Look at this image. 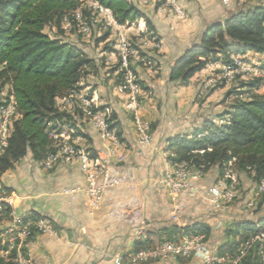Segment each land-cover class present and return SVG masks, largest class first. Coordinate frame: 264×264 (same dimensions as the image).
Returning <instances> with one entry per match:
<instances>
[{
  "label": "crops",
  "instance_id": "0c3cea01",
  "mask_svg": "<svg viewBox=\"0 0 264 264\" xmlns=\"http://www.w3.org/2000/svg\"><path fill=\"white\" fill-rule=\"evenodd\" d=\"M245 1L179 0L180 4L188 9V13L186 19L177 22L168 14V8L160 7L157 13H152L150 17L155 21L161 38L162 47L159 52L162 54V62L178 58L187 47L199 42L206 24L225 20L241 8ZM146 12L150 14L147 10ZM259 57L264 59L262 55ZM161 69L164 70L165 67L162 66ZM203 73H196L186 84L177 85L176 82L170 81L168 76L166 79L157 80L156 84L152 83V86L159 88L161 96L168 95L174 101V106L178 105L181 111L180 107L186 106L197 94L200 85L196 81L204 75ZM98 90L99 88L95 92L96 97ZM113 92L114 96L110 94V103L115 115L113 123L119 124L114 129L120 137L121 146L111 148L109 158L123 183L104 194L98 209L94 208L84 190L87 184L86 176L77 160L62 159L54 168L47 169L43 162L34 160L32 155L28 154L0 177L1 184L15 196L16 212H36L48 220L55 230V233L36 234L29 240L27 249L32 264H116V255L125 258L135 250L139 241L138 230L145 232L151 241H158L175 237V227H178L176 230L178 229L179 236V231L183 232L182 228L195 222L206 223L215 229L225 218V212L211 207L202 196L184 198L182 211L177 218H173L172 202L160 183L163 171L171 166L168 161L169 140L161 143L160 138L164 133L170 137L169 133L173 129L176 132L175 126L165 125L162 130L153 132L150 146L142 149L131 114L126 107L127 96L117 95L115 90ZM156 103L142 107L143 115L152 121L158 117ZM180 111L174 110L169 119L180 118ZM67 112L71 115V122L77 132H83L91 140L88 142V139L79 133L84 138L85 149L91 147L97 155L107 156L106 149L109 150L111 144L101 138L80 109L76 105L68 106ZM186 127L184 134L193 135L194 127ZM217 174L218 171H207L202 181L203 187L207 188L216 182L219 178ZM65 189L79 191L70 195L65 193ZM8 227V219L0 223L2 237H6ZM6 261L0 252V264H10ZM122 264L129 263L124 259ZM140 264L204 263L198 257H172Z\"/></svg>",
  "mask_w": 264,
  "mask_h": 264
},
{
  "label": "trees",
  "instance_id": "16d2710c",
  "mask_svg": "<svg viewBox=\"0 0 264 264\" xmlns=\"http://www.w3.org/2000/svg\"><path fill=\"white\" fill-rule=\"evenodd\" d=\"M97 1L110 8L119 23L141 19L150 31H155L150 16L129 0ZM81 5L82 0H0V84L1 87L11 85L19 113L13 123L8 147L0 155V177L28 154L43 162L56 151L50 132L58 130V127L50 125L51 122L74 125L71 115L59 109L57 100L79 88L83 69L90 66L93 59L78 44L57 35L51 36L46 27L61 30L65 18L74 23L75 12ZM248 50L264 54V0L238 8L223 21L206 24L199 42L187 47L171 66L169 80L185 84L209 64L228 63L232 54ZM263 85L264 76L245 82L243 87L253 93ZM219 117L228 118L223 123L206 120L201 127L194 128L193 135L171 137L168 141L170 164L189 162L205 171L212 166L222 170L226 163L235 159L240 167L255 172L259 180L263 178L264 93L236 100ZM114 118L113 114L112 120ZM118 125L113 123L111 127ZM79 133L91 142L89 136ZM87 152L92 159L98 160L93 148L88 147ZM30 215L44 218L36 212ZM261 225H264V220L260 219L237 223L234 231L244 233V238L226 251L220 246L219 251L234 254L247 235ZM176 228L175 237L158 241L177 240L183 234L208 235L211 232L210 226L203 222L182 228L179 236ZM151 242L139 240L134 251ZM250 256L258 257L263 263L259 248L255 247L240 264H252Z\"/></svg>",
  "mask_w": 264,
  "mask_h": 264
},
{
  "label": "built area",
  "instance_id": "2783aa9c",
  "mask_svg": "<svg viewBox=\"0 0 264 264\" xmlns=\"http://www.w3.org/2000/svg\"><path fill=\"white\" fill-rule=\"evenodd\" d=\"M141 4L147 5L153 0H140ZM93 5L104 14L108 25L113 27L118 33L115 55L120 62V81L114 86L117 95L127 96L126 107L131 114L135 132L140 147L145 149L152 142L151 123L142 113L139 98L142 94V86L134 64L142 63L149 69L154 68L155 59L141 56L134 48L127 35L121 29L123 24L115 18L112 10L97 0H93ZM165 7H170L175 15L184 20L187 18L185 8L179 0H166ZM163 7V6H162ZM84 16L77 10L75 19L82 25L84 31L88 29L87 22H83ZM65 20L70 24L67 18ZM155 48L162 47L160 42L149 41ZM160 51V50H159ZM255 56L264 54L246 51L244 53H234L228 63L215 62L214 65L221 67L224 78L227 81L235 79L248 82L254 78L264 76V69L261 62ZM264 61V59H263ZM264 63V62H263ZM213 65V64H212ZM204 92V91H203ZM201 90V93H203ZM249 95V93H247ZM57 106L61 111H66L68 106H77L82 115L89 120L92 126L98 131L104 141H108L112 147L106 149L107 156L98 155V160L92 159L85 147L77 145L83 137L77 132L75 126L70 123L56 121L50 125L58 127L52 130L50 137L54 141L56 151L49 154L43 161L47 169H52L62 159L65 161L77 160L82 171L85 173L87 184L84 188L92 201L94 208L101 206L102 198L106 192L122 185V177L110 162L111 148L121 146L116 130L111 127V108L99 107L95 96L85 93L79 89L72 90L68 95L58 98ZM75 99V100H74ZM19 113L16 106L15 97L12 93L11 85L0 84V155L7 147L8 141L13 131V123L18 118ZM62 122V123H61ZM224 121L221 120L220 123ZM198 136H201L200 134ZM225 164L224 169L228 170ZM207 171L197 168L189 162H182L166 168L161 177L162 184L167 196L172 202L173 218H177L183 209L184 198L204 197L213 208L220 210L228 209L236 197L234 191L236 175L230 172L224 173L218 180L210 184L207 188L202 185ZM65 193L75 195L79 189H65ZM254 196L260 197L264 194V177L261 178L254 188ZM9 220L6 237L0 235L1 254L10 264H32L27 243L30 238L40 233H55L53 226L45 218H33L28 213H18L15 211V196L10 194L0 182V223ZM137 239L141 241L150 240V237L143 231H137ZM151 241V240H150ZM258 247L262 262L264 263V229L251 232L240 244L234 254L228 252L221 253L219 248L211 246L203 234H183L177 240L153 241L150 245L133 251L125 256L116 255V264H122L125 259L129 264H140L150 260H167L169 258H201L204 264H240L242 259L252 249Z\"/></svg>",
  "mask_w": 264,
  "mask_h": 264
},
{
  "label": "rangeland",
  "instance_id": "374dc122",
  "mask_svg": "<svg viewBox=\"0 0 264 264\" xmlns=\"http://www.w3.org/2000/svg\"><path fill=\"white\" fill-rule=\"evenodd\" d=\"M129 1L145 12L147 10L150 13L148 14L146 12L149 16H151L152 13H157L159 8L166 3V0H153L152 3L143 5L140 0ZM249 1L251 2L253 0H246L245 3L242 4V7L257 3L255 0L253 3ZM157 4H159L158 8H156ZM166 8H168V14L174 17V21L177 22L180 20L170 7ZM79 10L84 16L83 22H87L88 29L86 31H84L82 25L75 19L74 23L71 22L70 24L64 20L62 23V31L53 26H47L46 32L53 37L57 35L65 41L78 44L84 53L93 59V63L83 69L82 80L79 83L78 89L91 96L94 95L98 101L99 107L103 109H105V107H110L112 112L110 121L113 124L112 118L114 112L110 103V94L114 96V86L120 81L121 73L120 62L115 55L118 33L113 27L108 25L104 14L93 5V0H82V5ZM185 10L186 13H188V9L186 8ZM152 21L155 25L154 32L150 31L146 23L141 19L123 24L124 26L121 30L125 32L131 45L139 51L141 56H147L156 61L153 69H149L142 63L134 64V66L142 86V94L139 98L141 108L145 107L146 104L151 105L156 102V104H158L157 110L153 109L157 111L158 117L153 121L149 119L152 134L158 129L162 130L165 125H167V127L170 125V127L175 126L176 132L173 129V131L169 133L170 137H168V134L164 133L160 138L161 143L166 142L167 139L170 140L171 137L184 134L187 129L186 125L196 128L201 127L206 120H214L216 123H220L221 120L225 122V119L228 117L221 119L219 116L228 111L236 100L250 99L254 94L264 93V85L259 88L257 92L254 91L250 93L247 88L243 87L245 81L238 79L231 82L227 81L224 78L221 67H217L214 63H211L206 67L209 68L208 70L201 71L204 72V75L197 78L196 82L200 85L197 94L186 106L180 107V111L178 105L177 107L174 106V101L168 95L166 97L161 96L162 93L159 88L156 85L155 87L152 86V83L156 84L157 80L166 79L169 76L171 66L177 59L167 61L166 63L162 62V54L159 52L160 48H155L150 45L149 41L161 43L156 23L153 19ZM254 57L257 61L261 62V66L264 65V61L261 57H258V55H254ZM162 66L165 67L164 70L161 69ZM190 80L185 82V84L190 82ZM176 84L181 85L182 83L176 81ZM97 88H99L98 97H96L95 93ZM201 90L204 92L201 93ZM247 93H249V95ZM99 102H102V104ZM174 110L180 111V118L169 119V117L174 114ZM186 115L188 116L186 117ZM178 132L181 133L178 134ZM83 139L84 138L78 141L77 145L84 147ZM167 147H169V142L167 143ZM226 164L228 170L224 168L220 170L218 166H212L210 169L216 172L218 171V177H221L226 172L236 175L235 187L232 188L236 193V197L228 209L222 210L225 212V218L218 223L217 228L213 229L210 227L211 232L208 235L204 234L211 246L218 245L217 248L223 246V250L225 251L233 244L235 245L236 242L239 244L245 236L243 235L244 233H235L234 230H236L237 223L247 219L264 220V194L257 198L253 193L259 180L256 177V173L240 167L235 159ZM210 169H208V171ZM259 229H264V225H261ZM250 260L253 262L252 264H263L260 262L259 258L255 256H250Z\"/></svg>",
  "mask_w": 264,
  "mask_h": 264
}]
</instances>
